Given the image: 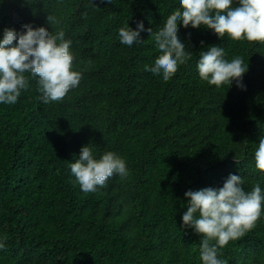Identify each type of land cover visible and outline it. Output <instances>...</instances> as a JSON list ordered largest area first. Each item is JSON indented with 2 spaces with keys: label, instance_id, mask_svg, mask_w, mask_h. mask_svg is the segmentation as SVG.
<instances>
[{
  "label": "trees",
  "instance_id": "obj_1",
  "mask_svg": "<svg viewBox=\"0 0 264 264\" xmlns=\"http://www.w3.org/2000/svg\"><path fill=\"white\" fill-rule=\"evenodd\" d=\"M94 5L0 0V35L26 23L63 31L82 72L60 101L42 103L30 80L15 104H0V264H202L200 237L181 227L184 193L222 187L229 174L246 191L264 188L254 160L264 136V43L181 26L191 58L162 81L144 71L159 55L146 33L163 30L178 0ZM139 20L144 42L122 45L118 29ZM213 44L249 63L246 90L199 77V53ZM89 143L96 156L114 151L126 178L82 192L70 163ZM219 253L228 264H264V211Z\"/></svg>",
  "mask_w": 264,
  "mask_h": 264
},
{
  "label": "clouds",
  "instance_id": "obj_2",
  "mask_svg": "<svg viewBox=\"0 0 264 264\" xmlns=\"http://www.w3.org/2000/svg\"><path fill=\"white\" fill-rule=\"evenodd\" d=\"M89 2L94 5V0ZM178 4L181 10L167 19L163 30L146 33L159 54L154 66L144 69L153 78L168 81L179 65L191 58V52L178 35L181 26L203 27L221 39L264 43V0H178ZM47 20L52 26L55 18L48 15ZM144 31L143 20L137 21L135 28L126 21L118 29V39L129 47L142 44ZM71 46L72 40L65 38L63 31L54 33L48 27L32 23L24 24L20 30L6 26L0 35V104H15L22 91L29 88L30 80L35 81L38 99L44 104L60 101L77 88L82 72L74 68ZM226 55L225 48L215 44L200 51L196 64L199 77L217 87L235 81L237 87L246 90L243 76L249 71V63L240 56L228 60ZM254 160L255 167L264 172V136L255 149ZM70 171L80 190L89 193L103 188L113 177L125 179L128 170L114 151L96 156L89 143L75 154ZM243 185L241 175L229 174L222 187H203L184 193L186 203L182 202L181 207L187 210L181 216V227L200 237L202 264H228L220 258L219 249L251 229L264 211L261 184L257 182L250 191Z\"/></svg>",
  "mask_w": 264,
  "mask_h": 264
}]
</instances>
